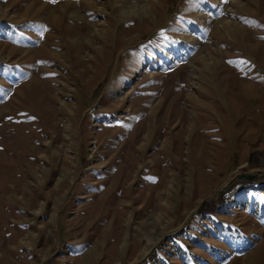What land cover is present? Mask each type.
I'll return each instance as SVG.
<instances>
[{
    "label": "rangeland",
    "instance_id": "374dc122",
    "mask_svg": "<svg viewBox=\"0 0 264 264\" xmlns=\"http://www.w3.org/2000/svg\"><path fill=\"white\" fill-rule=\"evenodd\" d=\"M257 169L264 0H0V264H264Z\"/></svg>",
    "mask_w": 264,
    "mask_h": 264
},
{
    "label": "bare ground",
    "instance_id": "6f19581e",
    "mask_svg": "<svg viewBox=\"0 0 264 264\" xmlns=\"http://www.w3.org/2000/svg\"><path fill=\"white\" fill-rule=\"evenodd\" d=\"M257 170H259L260 173H255L257 179L255 178L254 184H256V185H264V169H257Z\"/></svg>",
    "mask_w": 264,
    "mask_h": 264
}]
</instances>
